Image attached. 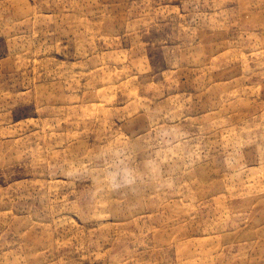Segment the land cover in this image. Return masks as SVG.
I'll use <instances>...</instances> for the list:
<instances>
[{
  "label": "rangeland",
  "instance_id": "obj_1",
  "mask_svg": "<svg viewBox=\"0 0 264 264\" xmlns=\"http://www.w3.org/2000/svg\"><path fill=\"white\" fill-rule=\"evenodd\" d=\"M0 264H264V0H0Z\"/></svg>",
  "mask_w": 264,
  "mask_h": 264
}]
</instances>
